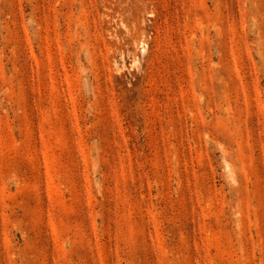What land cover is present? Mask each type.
<instances>
[{"label": "rangeland", "instance_id": "rangeland-1", "mask_svg": "<svg viewBox=\"0 0 264 264\" xmlns=\"http://www.w3.org/2000/svg\"><path fill=\"white\" fill-rule=\"evenodd\" d=\"M0 264H264V0H0Z\"/></svg>", "mask_w": 264, "mask_h": 264}]
</instances>
